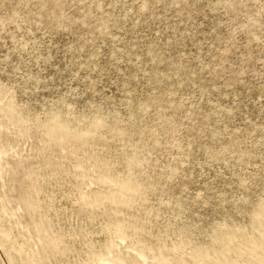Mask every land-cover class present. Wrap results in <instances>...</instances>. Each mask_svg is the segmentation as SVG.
Here are the masks:
<instances>
[{
  "label": "rangeland",
  "instance_id": "1",
  "mask_svg": "<svg viewBox=\"0 0 264 264\" xmlns=\"http://www.w3.org/2000/svg\"><path fill=\"white\" fill-rule=\"evenodd\" d=\"M0 264H264V0H0Z\"/></svg>",
  "mask_w": 264,
  "mask_h": 264
}]
</instances>
